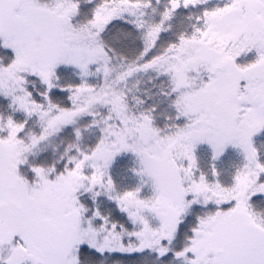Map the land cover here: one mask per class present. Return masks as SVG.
I'll return each mask as SVG.
<instances>
[{
	"label": "snow or ice",
	"instance_id": "obj_1",
	"mask_svg": "<svg viewBox=\"0 0 264 264\" xmlns=\"http://www.w3.org/2000/svg\"><path fill=\"white\" fill-rule=\"evenodd\" d=\"M0 264H264V0H0Z\"/></svg>",
	"mask_w": 264,
	"mask_h": 264
}]
</instances>
